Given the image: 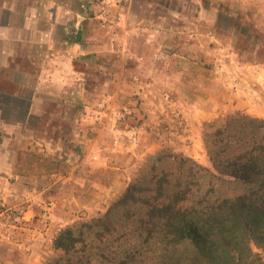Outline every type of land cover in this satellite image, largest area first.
Masks as SVG:
<instances>
[{
  "label": "rangeland",
  "instance_id": "rangeland-1",
  "mask_svg": "<svg viewBox=\"0 0 264 264\" xmlns=\"http://www.w3.org/2000/svg\"><path fill=\"white\" fill-rule=\"evenodd\" d=\"M149 1L148 20L113 23L108 12L98 18L102 53L76 61L81 78L48 88L54 100L42 94L30 116L27 103L1 104L4 120L19 124L10 135L0 128V145L7 138L15 157V177L0 180V259L13 264L28 256L43 264L59 257L60 229L104 214L159 154L182 153L211 167L204 133L228 115L207 119L200 110L224 44L261 64L258 72H223L238 81L231 114L264 118V0ZM253 4L263 29L254 24ZM156 59L168 60L167 67L158 70ZM0 170L7 173L3 162Z\"/></svg>",
  "mask_w": 264,
  "mask_h": 264
},
{
  "label": "trees",
  "instance_id": "trees-1",
  "mask_svg": "<svg viewBox=\"0 0 264 264\" xmlns=\"http://www.w3.org/2000/svg\"><path fill=\"white\" fill-rule=\"evenodd\" d=\"M204 142L211 167L159 154L104 214L60 229L43 264H264V118L228 115Z\"/></svg>",
  "mask_w": 264,
  "mask_h": 264
},
{
  "label": "crops",
  "instance_id": "crops-1",
  "mask_svg": "<svg viewBox=\"0 0 264 264\" xmlns=\"http://www.w3.org/2000/svg\"><path fill=\"white\" fill-rule=\"evenodd\" d=\"M153 5L149 0H0V122H4L0 125L1 132L10 135L14 124H19H9L4 120L6 118L2 116L1 104L12 102L19 106L27 103L26 116H30L35 113L34 105L40 101L39 96L43 94L44 101L55 99L48 88L64 84L69 78H75V75L81 78L75 66L76 61L85 60V56L92 52L96 55L102 53L100 33L96 27L98 18L105 17L108 12L106 18L113 23L118 20L145 21L151 18ZM256 7L253 4L251 14L254 24L262 28ZM103 8H106L104 13ZM126 30L129 46L133 29L130 30L128 25ZM110 31L121 34L116 26L110 27ZM157 40L158 43L164 42L159 38ZM220 50L223 51L219 58L222 67L217 75L209 78V84L204 89L207 108L200 110L201 116L207 119L229 115L234 112V106L239 105L240 99H235L239 94L231 88L234 83L238 84L237 78L232 79L223 73L229 66L241 72L247 69L258 72L261 68V64L256 61L243 60L241 51L231 46L230 42ZM166 63V59H156V68L164 70ZM232 101L238 102L237 105ZM6 141L7 138L0 145V162L5 164L4 172H7L5 175L0 173L1 181L9 176L15 177L11 173L15 157ZM11 262L5 256L0 259V264ZM18 262L13 264H35V259L24 256Z\"/></svg>",
  "mask_w": 264,
  "mask_h": 264
}]
</instances>
